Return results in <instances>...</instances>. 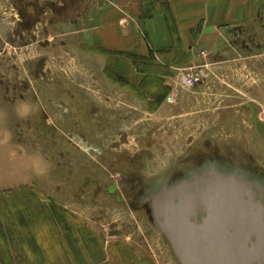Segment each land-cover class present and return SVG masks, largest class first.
<instances>
[{"label": "rangeland", "instance_id": "obj_1", "mask_svg": "<svg viewBox=\"0 0 264 264\" xmlns=\"http://www.w3.org/2000/svg\"><path fill=\"white\" fill-rule=\"evenodd\" d=\"M107 3L0 0V264H178L151 215L106 194L124 147L154 133L185 154L241 139L264 173V52L234 53L228 34L173 70L171 55H107L93 25ZM202 57L210 78L187 91L177 70Z\"/></svg>", "mask_w": 264, "mask_h": 264}, {"label": "crops", "instance_id": "obj_2", "mask_svg": "<svg viewBox=\"0 0 264 264\" xmlns=\"http://www.w3.org/2000/svg\"><path fill=\"white\" fill-rule=\"evenodd\" d=\"M106 1L93 25L98 47L107 55H171L166 59L173 70L181 62L196 64L195 54L208 51L228 34L234 53L239 54L241 46L264 52V0ZM202 58L213 67L209 58ZM113 59L115 69H129L126 56ZM241 61L239 57L235 62ZM203 77L207 81L210 74L203 71ZM256 95L260 100L264 87L255 91Z\"/></svg>", "mask_w": 264, "mask_h": 264}, {"label": "water", "instance_id": "obj_3", "mask_svg": "<svg viewBox=\"0 0 264 264\" xmlns=\"http://www.w3.org/2000/svg\"><path fill=\"white\" fill-rule=\"evenodd\" d=\"M151 217L178 264H264V185L209 170L163 187Z\"/></svg>", "mask_w": 264, "mask_h": 264}, {"label": "flooded vegetation", "instance_id": "obj_4", "mask_svg": "<svg viewBox=\"0 0 264 264\" xmlns=\"http://www.w3.org/2000/svg\"><path fill=\"white\" fill-rule=\"evenodd\" d=\"M248 109L245 107L242 112L250 115V112H246ZM155 134H152L151 139L139 141L133 146L135 151L124 147V151L111 165L116 178L110 181L106 194L125 213L150 215V198L161 188L189 180L209 170L236 174L245 180H259L264 185V173L241 144V139L236 142L225 140L219 144L205 143L202 152L185 154L180 151V147L168 145L169 142L159 144ZM193 145L191 142L190 147Z\"/></svg>", "mask_w": 264, "mask_h": 264}, {"label": "built area", "instance_id": "obj_5", "mask_svg": "<svg viewBox=\"0 0 264 264\" xmlns=\"http://www.w3.org/2000/svg\"><path fill=\"white\" fill-rule=\"evenodd\" d=\"M209 64L202 62L201 65L191 66L184 69H179L177 76L179 77V84L187 91H191L203 84L206 79L203 77V71H209Z\"/></svg>", "mask_w": 264, "mask_h": 264}, {"label": "trees", "instance_id": "obj_6", "mask_svg": "<svg viewBox=\"0 0 264 264\" xmlns=\"http://www.w3.org/2000/svg\"><path fill=\"white\" fill-rule=\"evenodd\" d=\"M131 56V55H130ZM133 58H135V57H131V59H133ZM149 61H146V63H148ZM146 78H148V75H146ZM146 78H145V80H146ZM148 81L146 82V86L147 87H149V86H151V87H153V85L152 84H155L156 85V90H155V97H157V98H154V101L156 100V104L157 105H160L162 102H163V100L165 99L164 97H165V93H162L163 91V89H162V84H161V81H160V79H156L154 82H151V78L149 77L148 79H147ZM149 89V88H148Z\"/></svg>", "mask_w": 264, "mask_h": 264}]
</instances>
